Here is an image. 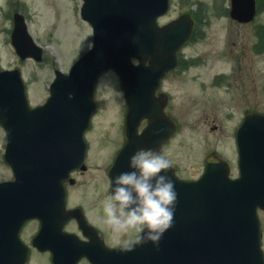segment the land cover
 I'll use <instances>...</instances> for the list:
<instances>
[{"label": "water", "instance_id": "1", "mask_svg": "<svg viewBox=\"0 0 264 264\" xmlns=\"http://www.w3.org/2000/svg\"><path fill=\"white\" fill-rule=\"evenodd\" d=\"M167 7L168 0H84L81 16L92 26V46L67 74L55 71L50 95L41 105L29 107L19 69L0 70L3 158L14 176L0 182V264H23L17 233L25 219L60 218L56 231L70 216L81 222L75 211L64 210L61 180L83 160L94 81L109 68L120 74L129 119L133 110L151 104L157 82L145 84L146 73L160 77L192 32L188 14L159 26L156 19ZM254 12L255 0H231L232 17L247 21ZM13 22L11 44L17 55L40 61L42 48L23 16L15 13ZM146 59L150 68L144 66ZM258 136L259 144L243 148L238 179H229L226 164L210 158L198 180L177 182L174 223L159 245L149 242L130 252L115 248L114 264H264L256 215L257 207L264 209V132ZM45 229L46 224L41 232ZM11 240L17 251L10 249Z\"/></svg>", "mask_w": 264, "mask_h": 264}, {"label": "flooded vegetation", "instance_id": "2", "mask_svg": "<svg viewBox=\"0 0 264 264\" xmlns=\"http://www.w3.org/2000/svg\"><path fill=\"white\" fill-rule=\"evenodd\" d=\"M257 3V2H256ZM261 7V6H260ZM229 1L226 7L229 24L236 27V32L240 27H246L248 23L254 22L256 17L249 22H240L233 19L229 15ZM259 9V8H258ZM194 18V34L198 26V18L190 12ZM170 19L165 20L168 22ZM163 23V22H162ZM259 23L253 27L251 40H244L237 48L229 47L225 57L228 58L227 65H213L210 62L207 65L206 76H202L200 72L204 67L198 64L199 60L196 54L191 51L186 52L185 48L189 45L192 37L188 39L184 45L177 51L176 63L165 70L160 76L146 73L145 84L156 81L157 85L150 97L151 104H145L143 109H135L132 112L131 119L126 129L127 105L124 101V94L121 87L120 76L111 71L114 78L112 81V91L118 95L120 107L114 112L112 142L110 148L112 154L109 164L104 168L94 164L86 169L74 170L70 178L63 181L65 189V201L67 208L79 209L83 214L87 224L84 229L78 226L77 220L71 218L67 220L62 229L66 232L75 233L80 239V244L84 249L83 255L76 264H94V262L102 258H106L104 247L112 248L114 246V234L107 229L101 222L98 215L102 201L110 194L107 185L119 172L131 171L128 167V158L138 149L152 148L159 151L171 162V167L166 175L172 180L176 178H197L202 171L205 161L209 156H218L227 161L230 174L236 176V166L238 162V135L237 132H262L254 124L250 123L247 127L241 128L243 122L254 114H264L262 109V91L264 84L256 87L257 80H264V70H257L253 78V65H242L241 61L249 50L254 51L257 55L264 53V24ZM5 31V30H4ZM193 36V35H192ZM248 41L249 44H248ZM193 64H189V61ZM219 61L215 58L214 62ZM150 68V66H148ZM247 67H249L247 69ZM219 69V70H217ZM132 76L133 85L135 84ZM247 77L249 81H247ZM131 81V82H132ZM249 84H252L249 86ZM216 94L222 96L216 97ZM216 98V99H215ZM215 101L222 102L225 110L220 115L223 120H217L215 110L210 113L202 114L201 123L208 128V132H225L220 142L219 149L207 151L206 155L201 158V163L196 166L197 170L189 172L185 175L184 166L182 165L183 157H177V152H182V136L183 122L181 107L183 101L186 100L193 104L195 109L200 103L214 107ZM152 101V102H151ZM98 111L99 102L96 98ZM198 115V114H197ZM197 117V116H196ZM196 119V118H195ZM129 131V132H127ZM85 139L87 143V153L85 162L89 158V152L93 146V136L91 132H86ZM101 143H107L109 138L103 137ZM253 140V134L249 135V142ZM104 145H102L103 147ZM95 149V148H94ZM114 166L113 177L107 175L110 165ZM92 171L90 176L79 179V175H84ZM163 174V173H162ZM81 188L80 190L77 188ZM75 190V192H74ZM78 196V198H77ZM261 220V244L264 250V226L262 215L264 212L259 210ZM50 221L51 227L46 233L38 237L37 245L33 244V239L38 236L41 220L37 217L26 220L19 230V236L23 243L27 246L26 264H55L57 258L58 264H68L65 255L71 252L69 243L63 242L62 247L59 240L56 241L54 234V221ZM38 246L47 247L46 250H40ZM59 247L57 252L53 251V247ZM64 249V250H63Z\"/></svg>", "mask_w": 264, "mask_h": 264}, {"label": "rangeland", "instance_id": "3", "mask_svg": "<svg viewBox=\"0 0 264 264\" xmlns=\"http://www.w3.org/2000/svg\"><path fill=\"white\" fill-rule=\"evenodd\" d=\"M171 1L172 6L166 19L177 16L180 11L193 12L199 19L196 34L185 50L196 54L198 64L204 67L200 72L202 76L207 75V65L210 62L213 65H227L225 61L228 58L225 54L229 47H234L233 42L236 44L234 47L236 49L245 39L251 40L255 25L264 24V0H259V7H261L256 20L248 23L246 27H240L238 32L233 24H229L226 13L228 0ZM82 2L83 0H0V67H18L21 70L28 100L32 106L43 102L48 96V86L54 77L55 69L67 72L73 61L91 45V29L80 17ZM14 11L24 15L30 34L43 47L42 61L20 60L16 55L10 43L8 31L3 30L11 28V15ZM215 58L219 61L214 62ZM189 64H193V61H189ZM241 64L253 65L252 79H255L257 70L260 68L264 70V53L257 55L249 50L242 58ZM113 80L110 74L102 76L99 80L97 98L100 108L90 130L95 149H90L87 165L96 164L101 169L110 161L114 112L120 107L119 97L114 90L112 91ZM247 81H249L248 77ZM256 81H258L256 87L264 84V80L256 79ZM217 96L222 95L216 94ZM215 99L214 104H211L214 107L211 108L209 105L200 103L194 109L193 104L186 100L181 106L184 135L182 136V152H177L176 156L183 157L182 165L185 175L197 170L196 166L201 163V158L207 154V151L220 150L219 145L225 132H208V128L201 123L199 117L202 114H209L214 109L215 118L223 120L219 114L225 110V105ZM262 109L264 110V91H262ZM103 137L109 138L107 143H101L104 140ZM4 140L5 135L0 128V181L12 176L9 166L3 160ZM91 173L92 171H89L79 175V179L90 176ZM262 221L264 226V214Z\"/></svg>", "mask_w": 264, "mask_h": 264}, {"label": "clouds", "instance_id": "4", "mask_svg": "<svg viewBox=\"0 0 264 264\" xmlns=\"http://www.w3.org/2000/svg\"><path fill=\"white\" fill-rule=\"evenodd\" d=\"M144 66H149V60ZM128 167L131 171L119 172L110 180V194L98 209L120 252L133 251L149 242L158 246L173 226L178 195L173 180L166 175L171 162L159 151L138 149L128 158Z\"/></svg>", "mask_w": 264, "mask_h": 264}]
</instances>
